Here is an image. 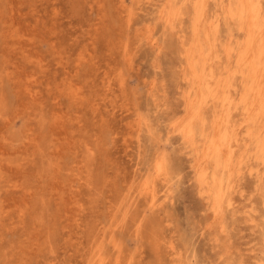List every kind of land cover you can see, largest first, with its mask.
I'll return each mask as SVG.
<instances>
[{"label": "rangeland", "instance_id": "1", "mask_svg": "<svg viewBox=\"0 0 264 264\" xmlns=\"http://www.w3.org/2000/svg\"><path fill=\"white\" fill-rule=\"evenodd\" d=\"M237 4L0 0V264H264Z\"/></svg>", "mask_w": 264, "mask_h": 264}, {"label": "bare ground", "instance_id": "2", "mask_svg": "<svg viewBox=\"0 0 264 264\" xmlns=\"http://www.w3.org/2000/svg\"><path fill=\"white\" fill-rule=\"evenodd\" d=\"M237 2H238V6H239V8L241 9L242 8V10L245 12V10H246V13H247V18H248V20H249V23H250V30H251V33H253L254 32V30H257L258 31V34L256 35V36H254V35H252L251 37H250V40H251V43H254L255 45L251 48L252 50L250 51V54L247 56V58H246V63L248 64V66H249V70H248V72H249V74L250 75H253L255 78H256V81H255V84L254 85H257L258 83H259V80L261 79V77H262V67H261V64H259L258 62H256V61H254L253 60V57L252 56H256V57H259L258 55H257V52H255L256 51V49H258L259 48V46H260V44H264V19H263V22L262 23H260L259 21H260V19H261V17H262V12H261V10H260V6H259V1L258 0H237ZM202 12V11H201ZM240 12H242V11H240ZM263 15H264V13H263ZM262 18H264V17H262ZM212 32V31H211ZM249 38V37H248ZM154 39V38H153ZM249 40V39H248ZM248 74V73H247ZM247 76V75H246ZM246 80H247V78H246ZM189 81V80H188ZM253 92V94H250V96H251V101H250V104H248L249 102H248V99L246 98L245 99V101H244V103H245V111H246V114L247 115H249V117L252 119H254V120H259V115H262V116H264V89H262V87L260 86V85H257L256 86V89L254 88V90L252 91ZM191 96V95H190ZM223 112V111H222ZM222 114V113H221ZM240 116V115H239ZM243 116V115H242ZM246 116V115H245ZM221 117V116H220ZM222 117H223V114H222ZM263 119V118H262ZM204 121V120H203ZM248 121V120H247ZM205 122V121H204ZM201 123V122H200ZM203 124V123H202ZM206 124V123H205ZM217 124V123H216ZM203 126H205V125H203ZM219 126V125H218ZM264 126V125H263ZM224 127H227L226 125L224 126ZM223 127V128H224ZM253 127H258V125H257V122H253ZM193 126L191 125V122H188V123H186V125L184 126V128L182 129L183 130V133L187 136L186 137V139H188V137L191 139V136L193 135ZM206 128V127H205ZM216 129H218L217 128V126L215 127ZM245 128V127H244ZM201 130V129H200ZM224 130V129H223ZM210 131V130H209ZM261 131H262V129H261ZM202 132V131H201ZM224 132V131H223ZM225 132H226V130H225ZM224 132V133H225ZM264 133V132H263ZM196 134V133H195ZM202 134V133H201ZM198 135V134H197ZM203 135V134H202ZM225 135H226V133H225ZM195 136V135H194ZM208 136H209V134H208ZM223 136H224V134H223ZM259 136V135H258ZM214 137H215V135H214ZM259 137H261V139H262V141L264 140V134H263V137L260 135ZM194 138V137H193ZM224 138V137H223ZM185 139V138H184ZM221 139V138H220ZM219 139V140H220ZM209 140H212L211 142H210V144H212L211 145V147L215 150V152H217V151H219L218 150V145H219V143H220V141H219V143H217L218 141H216L215 140V138H214V140H213V137H212V139H209ZM190 140H188V142H189ZM192 142H193V140H192ZM225 142V141H224ZM229 142V141H228ZM258 143H259V141H258ZM257 142H256V144H258ZM218 144V145H217ZM221 144V143H220ZM190 145H191V143H190ZM209 145V144H208ZM228 145V144H227ZM259 145V144H258ZM195 146V145H194ZM262 146V148H263V145H261ZM261 148V149H262ZM217 149V150H216ZM219 149H220V147H219ZM221 150V149H220ZM224 153V152H223ZM196 155H197V152H196ZM228 155V154H227ZM226 156V155H225ZM224 156V157H225ZM203 157L204 156H202V159H203ZM210 157V156H209ZM218 157H219V153H218ZM221 157V156H220ZM228 157V156H227ZM232 157V156H231ZM212 158V157H211ZM212 160H213V158H212ZM198 162H199V160H197ZM199 164V163H198ZM212 165V164H211ZM238 165H241V163L240 164H238ZM238 165H237V167H238ZM213 166V165H212ZM255 168H257V167H255ZM217 169V168H216ZM213 171L212 172H214L215 170L214 169H212ZM208 171V170H207ZM217 173V172H216ZM202 174H204L203 172H202ZM205 175V174H204ZM211 175V174H210ZM201 176V175H200ZM204 177V176H203ZM211 178H213V177H211ZM214 179H215V177H214ZM210 180H213V179H210ZM218 181H219V178L217 179ZM215 182V181H214ZM211 184H212V182H211ZM214 184V183H213ZM218 184V183H217ZM210 185V184H209ZM208 187V186H207ZM210 188H213L212 186L210 187ZM215 189V188H214ZM214 189H212V190H214ZM219 189V188H218ZM211 190V191H212ZM216 190H217V187H216ZM221 190V189H220ZM210 192V191H209ZM218 192V191H217ZM203 193H205V192H203ZM202 193V194H203ZM216 193V192H215ZM219 193H220V191H219ZM221 195V194H220ZM216 196V195H215ZM205 198V197H204ZM209 199V198H208ZM220 200V199H219ZM218 200V201H219ZM208 202H210L209 200H208ZM220 202V201H219ZM218 202V203H219ZM214 203V202H213ZM214 205V204H213ZM218 208V207H217ZM216 213H217V210H216ZM215 214V213H214ZM113 232V231H112ZM95 264V263H94Z\"/></svg>", "mask_w": 264, "mask_h": 264}]
</instances>
